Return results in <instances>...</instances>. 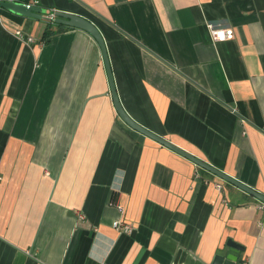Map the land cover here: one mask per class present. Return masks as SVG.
<instances>
[{"label":"crops","instance_id":"1","mask_svg":"<svg viewBox=\"0 0 264 264\" xmlns=\"http://www.w3.org/2000/svg\"><path fill=\"white\" fill-rule=\"evenodd\" d=\"M35 5L97 26L133 119L264 194V0ZM0 16V264H211L228 238L264 264L262 203L130 128L89 34Z\"/></svg>","mask_w":264,"mask_h":264},{"label":"water","instance_id":"2","mask_svg":"<svg viewBox=\"0 0 264 264\" xmlns=\"http://www.w3.org/2000/svg\"><path fill=\"white\" fill-rule=\"evenodd\" d=\"M0 9L7 11L11 14L27 17L31 19H47L52 23L80 29L87 34H89L95 42H97L102 56V61L105 67L107 80L109 84V91L113 101L114 108L118 114V116L133 130L141 133L144 136H147L154 141L160 143L161 145L169 148L170 150L178 153L179 155L185 157L186 159L193 162L195 165L199 166L200 168L210 172L211 174L217 176L221 180L226 183H229L238 189L242 190L243 192L251 195L256 200L264 203V194L257 191L256 189L242 183L235 177L227 174L226 172L218 169L217 167L205 162L204 160L192 155L191 153L185 151L184 149L176 146L172 142L168 141L164 137L156 134L155 132L151 131L150 129L146 128L145 126L141 125L135 119H133L125 110L121 103V100L118 96L115 81L113 78L107 48L105 44V40L100 32V30L95 26L91 21L88 19L64 12V11H48L47 8L38 6L35 4H25L16 0H0ZM52 14V16H50ZM226 247L228 248L226 253L216 254L213 257L211 264H236L238 260V256L240 252L244 251V246L240 245L239 243L235 242L231 238H228L226 241Z\"/></svg>","mask_w":264,"mask_h":264},{"label":"built area","instance_id":"3","mask_svg":"<svg viewBox=\"0 0 264 264\" xmlns=\"http://www.w3.org/2000/svg\"><path fill=\"white\" fill-rule=\"evenodd\" d=\"M25 4H27V5L36 4V0H32L31 3H25ZM50 16H52V14H50ZM1 20L2 19L0 16V22H1ZM208 28L210 30V35L214 41H222V40H226V39H231L233 37V34H234L232 28L214 27L213 25H208ZM13 34L15 36H17L19 39L22 38V39H25L27 41L32 40L31 37L24 36L20 29H15L13 31ZM214 187L217 191H222V188H223V186L220 182L215 183ZM260 207L264 209V203H262L260 205ZM112 226L114 228L118 229L119 231L124 232V233H131V231L133 229L130 224L125 223L121 218L113 221ZM244 264H248V262L244 261Z\"/></svg>","mask_w":264,"mask_h":264},{"label":"trees","instance_id":"4","mask_svg":"<svg viewBox=\"0 0 264 264\" xmlns=\"http://www.w3.org/2000/svg\"><path fill=\"white\" fill-rule=\"evenodd\" d=\"M16 1L21 2V0H16ZM0 12H1L2 14H4V15H10L9 12L4 11V10H2V9L0 10ZM11 16H12V15H11ZM66 28H70V27L62 26V25L57 24V30H58V31H60V30H64V29H66ZM51 33H52V32H51V30H49L48 26H45V28H44L43 31H42L41 38H45V37L49 36Z\"/></svg>","mask_w":264,"mask_h":264}]
</instances>
